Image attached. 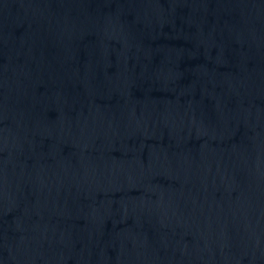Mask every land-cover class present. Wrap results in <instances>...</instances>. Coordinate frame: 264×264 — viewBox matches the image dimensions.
<instances>
[{"label": "water", "instance_id": "water-1", "mask_svg": "<svg viewBox=\"0 0 264 264\" xmlns=\"http://www.w3.org/2000/svg\"><path fill=\"white\" fill-rule=\"evenodd\" d=\"M0 264H264V0H0Z\"/></svg>", "mask_w": 264, "mask_h": 264}]
</instances>
